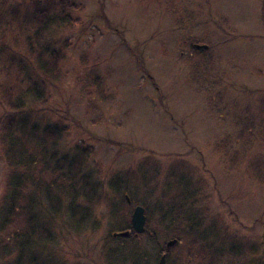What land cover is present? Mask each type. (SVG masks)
Wrapping results in <instances>:
<instances>
[{"label": "rangeland", "instance_id": "obj_1", "mask_svg": "<svg viewBox=\"0 0 264 264\" xmlns=\"http://www.w3.org/2000/svg\"><path fill=\"white\" fill-rule=\"evenodd\" d=\"M73 1L80 7L68 11L71 23L45 35L49 52L59 54V78L46 82L45 103L30 104L32 123L48 144L41 151L53 150V164L54 158L72 159L77 181H88L96 194L77 201L89 212L84 229L56 232L42 259L106 264L103 251L118 243L111 240L113 226L130 221L136 205L155 238L139 236L141 248L158 251L169 228L160 219L165 207L159 199L188 190L197 193L194 208L203 213L199 228L211 230L208 241L220 238L216 252L222 255L212 264H264V185L251 165L264 163V0ZM1 21V91L10 88L16 100L23 78L1 53L16 42L15 54L24 58L26 34L18 23ZM200 43L205 51L192 47ZM53 123L66 126L64 133L43 136ZM29 135L30 142L17 141L27 150L33 147ZM75 144L88 152H77ZM236 148L242 154L234 160L222 157ZM7 172L0 148V202ZM115 173L125 174L120 189L130 196L123 203L112 198L118 215L100 197H111ZM19 226L15 217L1 236ZM169 249L172 259H187L180 264H207L197 244L187 254L184 242ZM18 259L15 250L6 264Z\"/></svg>", "mask_w": 264, "mask_h": 264}, {"label": "trees", "instance_id": "obj_2", "mask_svg": "<svg viewBox=\"0 0 264 264\" xmlns=\"http://www.w3.org/2000/svg\"><path fill=\"white\" fill-rule=\"evenodd\" d=\"M79 7L73 0H25L24 2L22 0L21 3L11 4V6L6 4L5 0H0V22L6 19L8 24L18 23V29L20 28L19 30L26 34L23 45L24 58L15 54L16 42H13V45H5L1 53L9 66L18 67L23 84L16 100L13 99L10 88H4L1 91L0 85V105L2 104L3 111L0 117V148L8 169L0 202V264L8 263L10 253L15 250L19 259L11 264H47L48 261L42 259L47 249L46 243L53 241L56 232L62 234L63 231L71 230L81 232L84 229L82 227L86 225L89 212L77 201L81 199L83 202H90L96 194L88 181L85 179L77 181L78 172L73 167L72 159L66 161L63 157L54 158L53 164V150L43 148L41 151L40 146L45 147L48 144L45 139L36 137L37 130L32 123L33 110L30 105L37 100L40 104L45 103L49 97L46 82L59 78L57 77L59 71L56 70L59 54L56 49L49 52V46L52 43L46 40L45 35L54 26L71 23L72 16L68 11L77 10ZM2 8H5V12ZM32 29V33H29ZM192 47L196 49L194 45ZM206 49L202 48L201 51ZM27 97L32 99L27 101ZM65 130L66 126L53 123L45 126L42 133L43 136L59 137ZM32 131L35 137L31 134ZM29 133L33 147L27 150L25 145L17 141L30 142L26 136ZM73 147L77 152H88L86 148L78 144ZM231 153L225 149L222 157L232 161L242 154L237 148ZM64 161L69 164L67 169L59 165ZM231 165L232 163H229V167H232ZM251 165L254 168L253 176L264 185V163ZM124 176L125 174L122 176L116 173L112 175L108 182L111 197H108L105 192L100 194L103 201L111 205H109L110 214H119H115L119 209H116L118 206L112 198H118L117 200L122 203L123 200L130 198L125 195L127 188L120 189ZM193 192L185 190V193L177 192V195L174 194L175 196L169 198L165 195L160 197V208L165 207L160 219L169 221V228L164 231L163 241L158 251L141 248L139 236H145L151 243L155 240L154 234L149 233L148 226L142 233H136L130 221H126L124 224L121 223L122 225L118 223L113 226L111 240L118 243L104 250L102 259L104 257L106 264H157L156 259L159 254H165L166 264H180L181 262L178 261H187V259L180 257L177 260L172 259L170 247H167L165 243V240L175 239L173 248L184 242L187 254L190 246L197 244V251L200 252L198 255L208 256L207 264H212V258L222 255L216 252L220 238L219 235H214L217 241H208L211 230L204 232L199 228L201 219L204 218L203 213L197 212L194 208V203L198 199L195 197L197 193ZM15 217L20 220V226L10 235L2 237L4 229ZM127 230L128 234H119ZM113 233L117 235L113 236ZM9 242H11V248L6 247Z\"/></svg>", "mask_w": 264, "mask_h": 264}, {"label": "water", "instance_id": "obj_3", "mask_svg": "<svg viewBox=\"0 0 264 264\" xmlns=\"http://www.w3.org/2000/svg\"><path fill=\"white\" fill-rule=\"evenodd\" d=\"M194 47L195 48H206V45L195 44ZM145 221H146V217L144 214V208L140 205H136L133 208L131 216H130V224H131L133 231L136 233H142L145 229ZM128 233H129V231L127 230L124 232H120L119 234L126 235ZM115 235H117V233H113V236H115ZM174 243H175V239L169 240L166 242V246L170 247ZM157 264H166L165 254L160 255Z\"/></svg>", "mask_w": 264, "mask_h": 264}, {"label": "flooded vegetation", "instance_id": "obj_4", "mask_svg": "<svg viewBox=\"0 0 264 264\" xmlns=\"http://www.w3.org/2000/svg\"><path fill=\"white\" fill-rule=\"evenodd\" d=\"M128 200V199H127Z\"/></svg>", "mask_w": 264, "mask_h": 264}]
</instances>
